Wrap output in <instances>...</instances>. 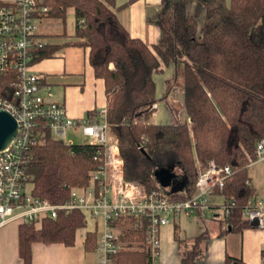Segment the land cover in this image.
<instances>
[{
    "label": "trees",
    "instance_id": "obj_1",
    "mask_svg": "<svg viewBox=\"0 0 264 264\" xmlns=\"http://www.w3.org/2000/svg\"><path fill=\"white\" fill-rule=\"evenodd\" d=\"M199 2L203 9L199 36L196 19L183 1L167 0L158 20L159 39L148 47L129 36L118 22L115 12L120 6H115L114 0H42L48 8L47 17L59 21L62 30L66 11L71 9L73 31L70 36L62 31L60 35L68 38L61 43L48 42L35 49L32 62L52 57L64 46L87 48V62L94 77L103 83L105 121L117 143L124 182L138 185L145 193L164 191L170 200H186L193 195L197 175L209 161L227 165L230 174L215 193L234 205L229 216L219 222L216 235L221 236L250 226L241 209L254 194L247 166L254 158L255 143L264 136V0ZM162 65L173 67L172 81L181 89L182 122L150 121L157 102L153 75ZM5 78L9 85L17 80L14 72ZM93 116L94 111L85 114ZM32 135L24 163L32 196L62 203L71 188L89 183V172L100 163L96 155L101 156L102 146H66L51 136L43 120H37ZM170 166L174 174L171 182H184L176 192L161 187L153 175L156 169ZM119 224L118 241L124 246L114 254L113 264H151L144 243L145 219L119 218L111 223ZM83 226L78 210L43 219L38 229L18 224L22 264H30L31 243L68 246ZM208 236L206 230L190 241L174 235L175 264H197ZM94 246V233L86 232L83 248ZM222 264L244 263L226 255Z\"/></svg>",
    "mask_w": 264,
    "mask_h": 264
},
{
    "label": "built area",
    "instance_id": "obj_2",
    "mask_svg": "<svg viewBox=\"0 0 264 264\" xmlns=\"http://www.w3.org/2000/svg\"><path fill=\"white\" fill-rule=\"evenodd\" d=\"M47 9L42 0H0V110L8 112L16 123L15 135L0 149V227L16 223L31 224L38 229L43 219H54L58 212L78 210L84 224L93 220L99 223L93 232L96 264H113V256L121 245L111 223L119 218H143L144 243L153 264L158 257L160 229L176 223L180 215L202 218L206 211H217L222 219L229 216L233 201L223 199L218 207H213L205 197L221 190L230 169L209 161L197 175L193 195L186 200H170L164 191L145 193L138 185L124 182L117 143L106 125L105 108L94 110L91 118H68L64 105L50 99L51 87L44 82V76L32 70L34 50L48 43L41 32L42 23L49 20ZM8 72L17 77L11 85L5 78ZM37 120H43L51 136L66 146L73 143L67 137V130H71L87 139L81 143L103 148L101 156L96 155L100 163L89 172V183L71 188L62 203L34 197L26 187L30 183L24 163ZM253 162H264V136L255 143L254 158L249 164ZM241 215L248 223L256 220L261 227L264 193L249 197Z\"/></svg>",
    "mask_w": 264,
    "mask_h": 264
},
{
    "label": "crops",
    "instance_id": "obj_3",
    "mask_svg": "<svg viewBox=\"0 0 264 264\" xmlns=\"http://www.w3.org/2000/svg\"><path fill=\"white\" fill-rule=\"evenodd\" d=\"M182 1L186 11L192 16L195 14L193 7L196 8V12L198 11V15H203L200 0ZM114 3L115 6H120L115 12L116 18L129 36L140 39L148 47L157 43L160 35L158 20L161 11L166 9L167 0H114ZM68 10L71 11V9ZM73 24L74 19L71 16L70 29L66 30L65 21L61 31L70 36ZM161 67L160 72L153 75L157 102L150 121L166 124L173 122L172 114L167 106L162 104L166 97L173 93V89L170 94V90L166 91V84L173 75V67L163 65ZM32 70L44 76V82L51 87L50 99L64 105L68 118L82 119L89 111L105 108L106 97L103 83L101 79L94 77L92 68L87 62V48L74 45L64 46L54 56L33 63ZM179 91L181 92V89ZM174 93L177 96L179 92L175 90ZM177 100L181 101L182 105V92ZM161 104L164 107L160 108ZM77 134L80 136L79 133ZM247 173L249 182L254 188V194L264 193V162L248 164ZM223 199V196L218 193L208 196L209 204L213 207H218ZM211 214V218H214L217 216V211ZM192 217L201 220L205 215L202 218L197 215H192ZM188 218L191 220V216ZM177 221L173 225L168 224L160 229L158 257L153 264L176 263L177 245L174 235L179 229ZM17 227L16 223H7L0 227V264H22L18 256ZM98 228V221L86 222L83 227L75 231L73 243L68 246L58 242L31 243L30 264H96L97 253L94 249L85 250L83 239L86 232H94ZM111 229L118 236L122 231L120 224L111 225ZM205 230L201 229L196 234ZM217 231L218 228L208 230L209 236L202 244V254L196 259L197 264H222L226 255L240 259L244 264H262L264 260V222L261 227L248 226L239 233L229 232L217 236ZM176 236L182 238V236Z\"/></svg>",
    "mask_w": 264,
    "mask_h": 264
},
{
    "label": "rangeland",
    "instance_id": "obj_4",
    "mask_svg": "<svg viewBox=\"0 0 264 264\" xmlns=\"http://www.w3.org/2000/svg\"><path fill=\"white\" fill-rule=\"evenodd\" d=\"M195 10L196 8L193 7ZM194 11V18L196 19L197 22V33L196 35H200V30H201V22H202V16L198 15V11ZM71 16L72 12L70 10L66 11V25L65 28L68 31L70 29V24H71ZM43 29L44 36H47V41L49 43H61L65 38L61 36V26L59 21L57 20H46L45 22L42 23L41 25V30ZM170 67H172L170 65ZM171 74V73H170ZM169 74V75H170ZM170 77V76H169ZM173 75L169 79L167 83H169V88L170 90L169 94L171 93V90L173 89V96L172 94H167L169 96L166 97L165 102L163 101L162 104H165L168 108V111L172 114V119L174 121L182 122L185 120V115L183 113V108L181 105V101L177 100L179 95H181L180 87L178 83H174L172 80ZM177 88V89H176ZM177 90L179 93L176 96V93L174 91ZM181 97V96H180ZM160 105V108L162 106ZM164 107V106H162ZM67 137L71 138L72 142L74 143H81V142H86L87 139L82 138V136L78 135L77 133H73L71 130H67ZM28 189L30 188V184L26 186ZM209 196V195H208ZM208 196L205 197V200L207 203H209ZM216 212V211H215ZM212 214L211 212L206 211L205 217L201 220L196 219L195 217L191 216V220L189 218L185 219L182 215L179 216V219L177 222H179V229L176 230L175 235H179V237L182 236V238H185L186 240L190 241L191 237H193L197 232L201 231V229H206V231L211 230V229H217L219 222L222 220L221 214H217L216 217L211 218ZM124 225V223H123ZM122 228V226H121ZM122 230V229H121ZM119 232V231H118ZM179 232V233H178ZM121 233V232H120ZM121 247L124 246L123 242H120Z\"/></svg>",
    "mask_w": 264,
    "mask_h": 264
},
{
    "label": "water",
    "instance_id": "obj_5",
    "mask_svg": "<svg viewBox=\"0 0 264 264\" xmlns=\"http://www.w3.org/2000/svg\"><path fill=\"white\" fill-rule=\"evenodd\" d=\"M16 123L13 117L6 111L0 110V149H2L15 135ZM171 166L167 168H158L153 172L154 177L157 179L161 187H169V192H176L182 189L183 180L171 182L174 174L171 173ZM250 226L256 227L257 221L249 222Z\"/></svg>",
    "mask_w": 264,
    "mask_h": 264
}]
</instances>
